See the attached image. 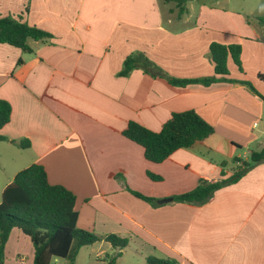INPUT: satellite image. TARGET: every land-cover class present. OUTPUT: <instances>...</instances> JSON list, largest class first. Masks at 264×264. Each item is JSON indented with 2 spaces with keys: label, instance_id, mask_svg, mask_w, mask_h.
I'll use <instances>...</instances> for the list:
<instances>
[{
  "label": "crops",
  "instance_id": "0c3cea01",
  "mask_svg": "<svg viewBox=\"0 0 264 264\" xmlns=\"http://www.w3.org/2000/svg\"><path fill=\"white\" fill-rule=\"evenodd\" d=\"M190 13L179 17L164 0H0V17L22 16L52 35L30 41L32 53L0 44V100L12 107L0 130L8 139L0 142V203L20 171L42 165L50 184L76 196L79 229L130 240L121 251L106 241L81 248L76 259L86 250L87 264H111L119 252L114 264H146L157 252L180 264H264V164L203 203H160L194 190L201 177L217 178L222 169L211 170L216 162L207 157L248 161L238 146L262 151L264 100L238 83L176 87L139 66L121 75L126 58L142 53L171 77H211L210 45H239L243 73L229 57V78L252 83L264 97L262 16L245 35L190 23ZM187 110L214 133L163 163L147 161L122 134L131 121L159 132L173 113ZM26 140L29 148L17 145ZM33 261L30 238L14 228L5 264Z\"/></svg>",
  "mask_w": 264,
  "mask_h": 264
},
{
  "label": "trees",
  "instance_id": "16d2710c",
  "mask_svg": "<svg viewBox=\"0 0 264 264\" xmlns=\"http://www.w3.org/2000/svg\"><path fill=\"white\" fill-rule=\"evenodd\" d=\"M191 0H164L173 3L178 10L179 17L188 12L187 4ZM264 26V18L257 17ZM52 35L41 29L23 22L22 16L17 18L9 15L0 17V44L21 49L24 53H32L30 41H48ZM229 57L239 71L243 73L241 62V47L239 45H223L213 42L210 45V58L214 64L215 75L198 79H179L167 75L144 54L135 53L128 56L124 62L121 75L126 76L134 67H142L145 72L155 77H161L176 87H187L192 84L210 86L214 83H238L256 96L264 97L254 88L252 83L244 80L230 79L228 68ZM21 64V61L19 62ZM259 79L264 81V75ZM12 107L6 100H0V130L9 123ZM214 128L206 122L195 110L173 113L159 132H154L141 124L131 121L122 132L123 136L141 146L145 159L151 163H163L176 151L192 147L196 142L209 138ZM8 139L0 134V142ZM15 143V141H12ZM20 148L27 149L30 142L20 141ZM264 160V149L253 151L248 161L235 158L238 162L236 170L230 175L222 169L220 178L201 177L199 185L192 191L173 196L175 202L195 204L203 203L221 187L237 181L250 169ZM224 166V165H223ZM149 176L156 181L161 178ZM132 194L149 203L156 199L132 191ZM76 196L61 185H52L48 180L46 169L42 165L34 164L20 171L14 180L5 188L0 203V264H5V247L14 228L20 229L27 235L34 247L33 264H51L54 258L69 259L74 262L78 251L96 242L106 241L116 250H123L130 242L116 234L98 236L93 232L77 227L78 213L75 210ZM120 252L112 258L114 264ZM146 264H180L174 258L148 257Z\"/></svg>",
  "mask_w": 264,
  "mask_h": 264
},
{
  "label": "rangeland",
  "instance_id": "374dc122",
  "mask_svg": "<svg viewBox=\"0 0 264 264\" xmlns=\"http://www.w3.org/2000/svg\"><path fill=\"white\" fill-rule=\"evenodd\" d=\"M188 8L191 9L190 23L200 24L202 26H217L229 32L239 31L245 35H250L248 24L255 22V15L264 17V0H196L195 2H189ZM180 25L178 24V26ZM237 148L239 154H244L245 152L246 154L244 155L248 157L254 151V149L248 151L246 147L238 146ZM251 148L254 147L251 146ZM207 158L216 162L215 167L211 168V170L215 168L217 173L223 168L232 171L237 168L233 160L221 157L216 158L214 156ZM261 163L264 164V160ZM217 178H220L219 174ZM135 257V260L138 261L137 256ZM151 257L160 259L161 255L157 252ZM76 260L75 262L69 259L60 260L59 264H87L86 250H83Z\"/></svg>",
  "mask_w": 264,
  "mask_h": 264
},
{
  "label": "water",
  "instance_id": "95a60500",
  "mask_svg": "<svg viewBox=\"0 0 264 264\" xmlns=\"http://www.w3.org/2000/svg\"><path fill=\"white\" fill-rule=\"evenodd\" d=\"M172 200H173V198H168V199H165L163 201H160V203L167 202V201H172Z\"/></svg>",
  "mask_w": 264,
  "mask_h": 264
}]
</instances>
